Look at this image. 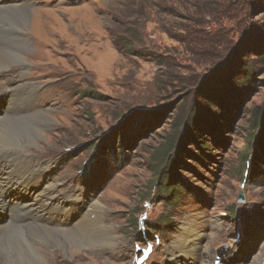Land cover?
<instances>
[{
  "label": "rangeland",
  "instance_id": "1",
  "mask_svg": "<svg viewBox=\"0 0 264 264\" xmlns=\"http://www.w3.org/2000/svg\"><path fill=\"white\" fill-rule=\"evenodd\" d=\"M21 3L31 4L24 17L0 11V118L11 117L0 122V144L49 168L42 183L54 186L53 198L38 205L71 202L72 214L98 205L118 240L99 254L82 231L51 236L18 219L8 227V210L0 213V264H44L33 245L50 264H138L145 248L142 264H192L173 248L187 226L199 235L188 237L196 264H264V123L254 125L264 115V0L4 4ZM9 32L26 33L27 49ZM247 69L251 91L230 98L224 113L219 99ZM32 83L36 108L10 111L15 89L31 93ZM251 134L258 142L248 149ZM161 150L166 168L155 160ZM159 168L175 175L161 180ZM157 180L183 187L167 202Z\"/></svg>",
  "mask_w": 264,
  "mask_h": 264
},
{
  "label": "bare ground",
  "instance_id": "2",
  "mask_svg": "<svg viewBox=\"0 0 264 264\" xmlns=\"http://www.w3.org/2000/svg\"><path fill=\"white\" fill-rule=\"evenodd\" d=\"M4 3L5 0H0V11H20L23 17L26 15L28 8L31 7L30 3H21L17 6L5 5ZM9 34L18 42L19 47L27 49L29 44L24 37L26 33L22 36L13 32H9ZM16 60L20 64L25 62L22 56H17ZM21 69H24V65L21 66ZM29 85L32 90L31 93L20 90V87L15 89L9 102L10 111L22 113L36 108L33 96L38 95L37 86L33 83ZM3 97H7L6 93L3 94ZM8 114L9 112H6V115ZM9 118L11 117L0 118V122ZM41 122L48 124L50 119L47 116H43ZM11 148L5 143L0 144V213L4 214L8 210L10 211L13 220L9 218L8 227L12 226V221L16 220L17 222L18 219L20 222L28 223L27 227L37 230L41 229L51 236L74 230L82 231L81 234L89 242L92 251L99 254H104L107 248L117 245V232L113 227L105 224L103 215L101 217L98 216L101 211L98 205L87 207V209L84 207V210H79L78 214H72L71 202L67 203V205L65 203L64 205L49 203L46 207L38 205V199H41V197L43 199L45 195L48 196V199L53 198L54 192L52 189L54 186H44V183H42L49 168H47V165L30 161L20 152ZM22 198L26 201L22 202ZM64 226L68 227L66 231L58 228ZM182 229L185 234L183 233V236L178 237L177 242H174V251L177 253L176 255H180L184 259L191 257L193 260L192 264H196L198 261L197 249L192 241L189 242L188 237L190 233L191 236L199 235L197 232L193 234V230H190L189 226ZM189 244H191V251L188 249ZM28 250L42 260L44 264H50L53 259V257L48 258L46 251L39 249L36 245L30 246ZM77 260H80V258L78 257ZM177 264H182L181 260Z\"/></svg>",
  "mask_w": 264,
  "mask_h": 264
},
{
  "label": "trees",
  "instance_id": "3",
  "mask_svg": "<svg viewBox=\"0 0 264 264\" xmlns=\"http://www.w3.org/2000/svg\"><path fill=\"white\" fill-rule=\"evenodd\" d=\"M251 71H252V69L245 70V72L242 75H239L238 76V80H237L238 82H235V85L233 84V85H230L229 86V87L232 88V90H227V91L231 92L230 96H223L222 98L219 99L218 105H219V107L220 106H223L224 107V108H222V110H223L224 113H225V109L226 110L227 109L230 110V108H229L230 106L228 107V102H229V99L230 98H231V100H233V99L236 98V101L239 102V100L242 97H244V92L245 91H247V90L251 91L250 88H251V85H252V82H253V78H254V75H253V73H251ZM228 114H229V112H228ZM223 116H225V114L224 115H221V118H223ZM254 119H255V123H254L255 127H259L260 126L259 129H261L263 127V123H264V115H262L258 111L256 113V116L254 117ZM186 125H187V123H186ZM198 127H199L198 124H197V128L192 127L193 128V131L195 133L194 136L197 138V141L202 137V136L199 137L200 132H198V130H197ZM186 129H187L186 132L189 131V128L186 127ZM263 141H264V131H261L260 141L259 142L257 141V137L254 138V135L251 134V138L246 143L247 144V148L250 149L252 146H254V144L256 142H258L257 144H259V146H262L263 145ZM123 147L124 146H123L122 142H120V148H123ZM262 150H264V149H262ZM162 153H163V150H161V154ZM181 155H183V151L177 153V156H181ZM114 156H116V154ZM125 156L126 155L122 152L120 154V157L119 158L123 161V160L126 159ZM155 160H162L163 162H162L161 165L162 166L164 165L165 168L168 167L169 161L167 159V156L165 157V154H162L160 156H157ZM244 161L246 162L245 167L246 166L248 168L249 167H252V163H253L252 161H253V159H252V157H250V155H249L248 152H246L245 155H244ZM176 166L178 167L179 164H177ZM173 170H174V168H173ZM249 170H250V168H249ZM159 172H160L159 174H160L161 180L168 179V177H170L171 174H174L175 175V173H173V171H169V170L164 171V170L160 169ZM247 175L249 177V175H250L249 174V171L247 173H245V177ZM176 178L175 177H172L171 180L172 181H175V180H177ZM172 183L173 182H170V184H161L158 180L155 182V188H157V189L159 187L162 188L159 191V194L161 193L163 195H166V197L162 198L164 201L172 202V200L175 199V198H177V196L179 195L180 188L183 187V185H179L178 182H176L174 184H172ZM174 187H177V189H175ZM129 222H130V220H129ZM131 223L133 224V226H138V223H136V220H133ZM163 224H165V223H163ZM142 225H143V223H142ZM153 229L155 230L157 228H154L153 227ZM137 230H138V228H137Z\"/></svg>",
  "mask_w": 264,
  "mask_h": 264
},
{
  "label": "water",
  "instance_id": "4",
  "mask_svg": "<svg viewBox=\"0 0 264 264\" xmlns=\"http://www.w3.org/2000/svg\"><path fill=\"white\" fill-rule=\"evenodd\" d=\"M238 202H242V197H240L239 198V201ZM224 254V251L223 250H221V251H218V255L216 256V260H215V263H218V261H219V257L218 256H221V255H223Z\"/></svg>",
  "mask_w": 264,
  "mask_h": 264
}]
</instances>
